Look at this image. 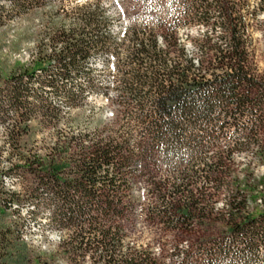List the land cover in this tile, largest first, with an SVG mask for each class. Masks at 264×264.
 Returning a JSON list of instances; mask_svg holds the SVG:
<instances>
[{
    "label": "trees",
    "instance_id": "trees-1",
    "mask_svg": "<svg viewBox=\"0 0 264 264\" xmlns=\"http://www.w3.org/2000/svg\"><path fill=\"white\" fill-rule=\"evenodd\" d=\"M9 1L16 13L52 5L33 60L40 65L2 78L0 113L18 158L10 170L27 197L47 192L51 219L67 234L55 253L32 252L7 216L19 194L6 195L0 177V264H54L57 256L69 264H264V208L247 209L258 191L234 174L233 159L259 148L264 135V77L253 67L249 30L264 18V0H132L119 34L95 0L71 6V14L51 0ZM183 25L207 27L190 38L196 55ZM101 51L110 54L115 94L106 101L114 110L101 127L63 134L55 128L61 108L41 90L60 93L70 107L91 91L106 94L90 65ZM36 119L56 136L48 153L31 156L21 138ZM138 180L146 186L144 220L161 229L157 249L131 237ZM223 186L224 211L215 205ZM176 233L194 242L182 249Z\"/></svg>",
    "mask_w": 264,
    "mask_h": 264
},
{
    "label": "rangeland",
    "instance_id": "rangeland-1",
    "mask_svg": "<svg viewBox=\"0 0 264 264\" xmlns=\"http://www.w3.org/2000/svg\"><path fill=\"white\" fill-rule=\"evenodd\" d=\"M0 1L5 4L4 8L6 10L5 20L0 24V81H2V78L7 77L20 67L33 66V68H37L40 65L36 60L34 62L33 60L39 50L37 46L39 37L47 31V22L52 5L49 2H43L40 7L32 8L23 13H16L11 9L9 0ZM51 1H53V4L63 3L66 12L71 14V6L81 4L86 0ZM95 1L100 3L105 14L111 18L109 25L115 34H119L125 28L131 18L130 16L135 11L130 8L134 3L132 0ZM206 29V26L199 25H183L180 27L179 33L188 42L191 53L196 55L197 51L190 38ZM249 30L254 49L253 67L256 74L264 77V18L262 14L250 21ZM220 31L218 25L213 28L214 35H218ZM109 58L110 54L108 52L101 51L93 53L90 59V65L95 70L94 78L98 84L107 86L106 94H102L101 91H91L79 101L77 106L70 107L64 103L60 93L49 87L41 90L42 95L50 97L59 104L61 118L58 119L55 128L63 131V134H68L70 130L76 133L92 131L94 127H101L111 116L114 105L107 103L106 96H114L115 90L112 88L114 75L107 67ZM83 80V76H77L73 81L79 84L83 83ZM34 87H36L35 84ZM37 122V119L31 121L29 133L21 138V145L26 144L23 150L24 153L31 156L34 153L40 155L48 153L51 150L54 135L56 136L52 125L46 122L45 124H38ZM7 128V115L0 113V177H2L6 195L19 194L18 200H14L7 208L8 219L11 222H16L20 239L26 242L27 247L32 252L51 255L56 252L58 244L62 237L66 236L67 230L52 221L53 205L48 200L47 192L40 187L38 195L27 197L22 178L19 177V174L10 170L11 165L17 162L18 158L15 155L11 156L14 149L8 143ZM233 159L236 163L234 174L244 182H249L258 191L247 202V209L259 212L264 208V135L259 148L253 146L248 151L237 152L233 155ZM161 172L165 173V169H161ZM145 188L144 182L138 180L133 189L137 205L133 216L135 224L131 228V237H137L139 241L144 243L149 242L157 249L160 246L161 229L147 223L141 212L145 202ZM221 190L224 193L215 205L217 209L224 211L226 209L224 195L228 193V188L223 186ZM174 236L176 238L182 236L183 242L180 246L182 249L186 247V243L191 244V242H194V237L191 234L185 236L176 233ZM178 254L173 255V258L180 259L181 254ZM261 261L264 260H258V262ZM54 264L69 263L66 259L57 256ZM85 264H89V262L87 261Z\"/></svg>",
    "mask_w": 264,
    "mask_h": 264
}]
</instances>
